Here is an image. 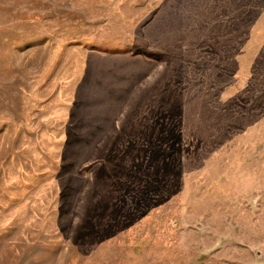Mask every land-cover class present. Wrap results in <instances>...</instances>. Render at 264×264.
<instances>
[{"label": "rangeland", "instance_id": "obj_1", "mask_svg": "<svg viewBox=\"0 0 264 264\" xmlns=\"http://www.w3.org/2000/svg\"><path fill=\"white\" fill-rule=\"evenodd\" d=\"M0 264H264V0H0Z\"/></svg>", "mask_w": 264, "mask_h": 264}]
</instances>
